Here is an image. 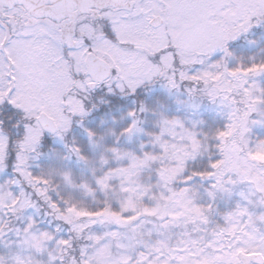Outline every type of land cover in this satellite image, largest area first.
Here are the masks:
<instances>
[{"label":"snow or ice","instance_id":"6c2138e0","mask_svg":"<svg viewBox=\"0 0 264 264\" xmlns=\"http://www.w3.org/2000/svg\"><path fill=\"white\" fill-rule=\"evenodd\" d=\"M261 24L264 0H0V173L11 166L15 174L0 183V241L14 231L22 249L10 264H264V230L257 227L264 212L249 208L250 197L264 208V162L254 158L264 152V140L249 139L251 126H264V87L257 82L264 61L228 64L229 42ZM217 52L222 57L213 62ZM156 83L219 102L226 125L209 136L161 115L159 132L145 133L141 116L149 109L140 103L129 111L130 123L109 133L115 144L105 150L126 166L95 178L101 191L117 180L127 194L115 209L107 202L95 210L78 207L59 196L49 176L32 173L45 133L63 142L75 122L96 145L97 134L84 121L98 110L97 92L127 97ZM140 134L159 151H143L142 143L138 156L115 146ZM65 147L88 163L75 141ZM100 164L109 159L102 155ZM152 171L155 184L142 182ZM63 178L71 184L68 173ZM195 178L210 182L212 201L248 184L249 194L240 193L246 204L225 214L223 226L209 228L214 207L196 204L188 186ZM80 187L93 194L88 184ZM33 195L60 222L55 232L41 231L32 216L22 229L9 226L5 217L24 219L37 207ZM146 196L155 203L144 205ZM64 224L67 237L60 235ZM106 225L114 227L94 231ZM176 228L183 231L173 240Z\"/></svg>","mask_w":264,"mask_h":264},{"label":"trees","instance_id":"16d2710c","mask_svg":"<svg viewBox=\"0 0 264 264\" xmlns=\"http://www.w3.org/2000/svg\"><path fill=\"white\" fill-rule=\"evenodd\" d=\"M229 50L233 53V57L229 59L228 64L230 68L236 67L238 64H249L253 60L257 63L264 61V24L253 27L247 34L241 35L237 40L229 42ZM222 57V53L217 52L212 60H218ZM260 86L264 87V76L257 78ZM107 101L106 103L97 102V109L93 111L90 116L84 121V127L91 128L96 132V145L89 142V139L83 128L78 126L75 122L71 132L67 135L65 141L61 142L59 139L44 135L38 152L40 155L37 159L30 161L31 171L34 175L44 174L49 176L52 186L59 193V196L64 200H68L78 207L95 210L103 208L105 203L111 204L115 209L118 208L119 202L122 201V192L120 191L118 182L112 181V186L106 192L101 191L96 183L95 178L103 175L107 167L113 165L111 161V154L105 150L115 144L116 137L110 135V132H119L128 126L130 119L127 113L139 107L140 103L145 104L149 109L142 114L141 125L145 133H158L159 128L157 122L160 116L163 115L168 119H179L187 115L195 116L196 132L204 133L211 136L217 129H223L226 125V120L221 117L214 110L216 103H212L206 95H197L196 97H189L183 87L179 91H169L162 83H156L148 87L140 88L133 96H102L100 100ZM99 100V101H100ZM252 118H257L255 115ZM103 136V140L99 138ZM251 142L264 140V126H251L249 133ZM151 137L146 134L133 136L131 140L126 137H121L117 147L124 150L135 149L139 150L141 143H150ZM75 141L81 148L83 154L88 158V163L78 161L75 156H72L65 144L71 145ZM150 147H145L148 151ZM105 156L109 159L107 166L101 167L100 158ZM68 157V158H66ZM6 175L14 178V172L9 166L4 172ZM68 173L71 178V184L66 183L63 176ZM152 172L144 173L143 178L146 180L151 177L153 182L156 180ZM82 184H88L94 191L93 194H88L83 188ZM246 186L245 183H241ZM240 184V185H241ZM189 187H192L195 200L203 206L207 207L212 204L213 212L209 216V228H214L217 225L223 226V216L235 210L237 204L242 201L241 197L235 192L229 196L226 193H217L215 201H212L207 192L210 190V182L201 181L195 178ZM247 188V186H246ZM16 189V188H15ZM31 191V189H27ZM18 192V189H16ZM56 192L50 193L53 199H57ZM258 197H255L256 200ZM33 201L36 203V208H30L35 213V220L37 226L42 230L55 232L60 225L53 217L47 216V207L38 197L33 195ZM143 203L145 201L143 200ZM246 204V203H244ZM251 211L258 213L264 212V208L257 205H249ZM39 209V211H37ZM9 221V226L13 229L22 228L24 219L17 217H5ZM63 231L60 233L62 237H67L69 232V225H62ZM257 227L264 230V223L258 222ZM97 226L94 227L96 229ZM74 235V234H73ZM74 243L79 245L84 243L82 239L74 240ZM1 246V245H0ZM1 256V253H0Z\"/></svg>","mask_w":264,"mask_h":264},{"label":"rangeland","instance_id":"374dc122","mask_svg":"<svg viewBox=\"0 0 264 264\" xmlns=\"http://www.w3.org/2000/svg\"><path fill=\"white\" fill-rule=\"evenodd\" d=\"M214 61L215 60H213V62ZM257 82L260 84L258 79H257ZM213 108L216 111V113H218L221 117H223L226 120V122H227L226 109L222 108L220 106L219 102H217ZM185 115H186L185 117H180L179 120L184 124V126L186 128H189V129H192L193 125H195V129L194 130H196V126H197L196 124H198V123L196 122L195 116H193V114L192 115L191 114L190 115L185 114ZM126 139H128V138L126 137ZM255 142H257V141H255ZM255 142H252V143H255ZM144 145H145V147H150V149L148 151H157V152L159 151V149H153L151 143H147V144H144ZM138 149L139 150L130 149L129 151L135 153L138 156H141L142 152H141L140 146H139ZM143 151H146V150H143ZM254 158L258 162H264V152H256ZM110 162H112L113 165L108 166L107 170H108V168H115L117 166H126V164H127V161H122V162H119V164H118L117 162L113 161L112 159H111ZM153 173H154V175L156 177L155 179L157 180V176H156L155 171H153ZM143 175L141 177L142 182H144V183H149L150 182L152 184H155L156 180L153 182L151 177H148L146 180H144V179H142ZM8 179H12V177H10L9 175H6L5 173H0V183H3L4 181H6ZM113 181L118 182L117 180H113ZM117 184L119 185V182ZM183 186L184 185H182V184L177 185V187H183ZM246 186H247V188H246ZM246 186H244V184H241V185L238 184V185H236L235 187L232 188V192H235L236 194H238L239 197H241L240 193H244V195L247 196L249 194V187L250 186L248 184H246ZM13 190L16 192L15 187H14ZM126 195L127 194H125V193L122 194V201L125 199ZM149 195H151V193ZM254 198L255 197H250V199H252L254 201V204H255V201L257 200V198H256V200ZM241 199H242V201L240 202V205L243 206V205H245L244 203H246V201L242 197H241ZM143 200L145 201V203H143L144 205H153L155 203V201L149 200L147 196L144 197ZM195 202H196L197 205L201 206L198 203V201L195 200ZM34 215H35V213H34V211L32 209L29 208V209L26 210V212L24 213V217L25 218H24V225L22 226V228L27 223V219L26 218L28 216H32L35 219ZM113 227H114L113 225H106V226H103V227L97 226V228L94 229V231L102 232V231H105V230H111ZM189 227H191V226H189ZM39 229L41 231H47V230H42L41 228H39ZM181 231H183V228L173 229L172 233L170 234L171 238L173 240H175L177 238L176 234L181 232ZM0 245H1L0 246V253H1V256L4 257V259L6 261V264H10V258L12 256L16 255L17 253H21L22 252V249L19 247L18 237L15 235L14 231L13 232H9L3 238V240L0 241ZM23 254L27 255L28 253L24 252ZM43 259H46V257H43Z\"/></svg>","mask_w":264,"mask_h":264},{"label":"flooded vegetation","instance_id":"af4514ba","mask_svg":"<svg viewBox=\"0 0 264 264\" xmlns=\"http://www.w3.org/2000/svg\"><path fill=\"white\" fill-rule=\"evenodd\" d=\"M102 93H100V92H97L95 95H94V102H99V100L102 98Z\"/></svg>","mask_w":264,"mask_h":264}]
</instances>
